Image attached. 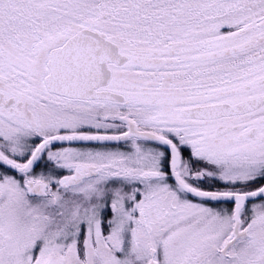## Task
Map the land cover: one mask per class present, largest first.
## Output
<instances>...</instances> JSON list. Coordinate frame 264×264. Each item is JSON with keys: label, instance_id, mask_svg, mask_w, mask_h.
Here are the masks:
<instances>
[{"label": "snow or ice", "instance_id": "1", "mask_svg": "<svg viewBox=\"0 0 264 264\" xmlns=\"http://www.w3.org/2000/svg\"><path fill=\"white\" fill-rule=\"evenodd\" d=\"M0 264H264V0H0Z\"/></svg>", "mask_w": 264, "mask_h": 264}]
</instances>
